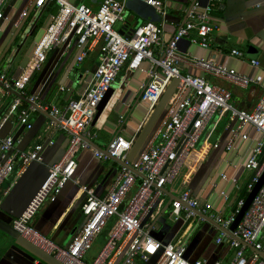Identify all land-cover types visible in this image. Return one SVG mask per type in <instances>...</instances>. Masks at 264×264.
Segmentation results:
<instances>
[{"label":"built area","instance_id":"1","mask_svg":"<svg viewBox=\"0 0 264 264\" xmlns=\"http://www.w3.org/2000/svg\"><path fill=\"white\" fill-rule=\"evenodd\" d=\"M23 2L24 0H15ZM131 0H102L96 10L84 3L68 0H27L19 13L14 27H20L29 9H41L48 4L57 6V14L42 36L35 43L32 56V71H39L46 62L47 53L60 44L68 48L72 42L81 49L76 59L79 64L88 51L97 48V63L90 82L77 98L67 104L56 106L37 102V96L28 94L26 87L30 77L21 75L11 79L0 72V108L11 92H16L28 102L24 104L15 96L0 117L2 128L12 119L26 131L32 129L30 114L37 111L48 113L51 125L66 131L69 144L63 159L48 167L46 180L32 198L25 211L12 221L14 231L28 243L49 254L62 264H135L148 263V245L155 229L157 211L163 206L166 188L177 178L184 163L196 148L202 132L216 114L228 116L234 121L229 128L226 150L233 149L237 141L248 140L246 128H251L260 139L251 149L244 163V169L253 173L247 189L252 191L264 175V84L262 77H250L213 59L197 58L189 53L180 55L182 41L208 49L213 41L215 27L211 24L213 3L219 0H190L185 9V20L168 40L164 39L167 18L166 0H139L153 8L159 22H144L133 27L132 32L122 36L115 26L125 27ZM10 0H0V20L4 19V7ZM128 34V35H127ZM229 55L241 58L243 53L231 49ZM144 62L149 63L147 82L140 86V101L148 111L161 101L172 85L173 91L167 102L166 116L161 128L141 151L137 159L129 160L132 141L122 136L114 137L105 148L106 153L94 149L88 141L95 138L91 125L96 111L126 66L139 70ZM186 62L201 75L182 74L180 64ZM250 65L259 67V61L250 59ZM208 78L220 80L247 89L259 86L262 94L251 108H239L232 102L229 90L211 83ZM63 90V89H62ZM119 123H122L120 118ZM14 136H0V188L16 170L22 173L31 163L40 160L43 144L17 149ZM48 141L46 145H52ZM217 147V145H214ZM77 150H91L99 160L116 158L122 164L113 185L103 197H97L93 190L82 186L84 194L80 214L84 221L73 236L68 248L56 245L50 238L41 235L29 225V220L47 200L53 202L68 182L74 178ZM134 171H132V170ZM135 192L131 194L132 189ZM244 201L239 200L234 211L222 216L212 211L208 204L200 203L189 190L175 196L169 204L168 217L174 221L206 222V217L217 224L219 232L215 244L227 243L233 250V259L228 263L185 259L186 249L176 242L157 246L160 252L153 264H264V179L250 205L242 212ZM242 212V213H241ZM239 224L232 229L237 215ZM113 221V222H112ZM107 238L95 259L86 263L84 257L98 235L110 224ZM150 242V244H149ZM251 249L246 254L247 249Z\"/></svg>","mask_w":264,"mask_h":264},{"label":"crops","instance_id":"2","mask_svg":"<svg viewBox=\"0 0 264 264\" xmlns=\"http://www.w3.org/2000/svg\"><path fill=\"white\" fill-rule=\"evenodd\" d=\"M25 1L10 0L4 7V19L0 20V60L5 63L0 72L15 79L21 75L30 77L26 90L28 94L37 96L41 104L63 106L69 99L77 98L90 82L91 75L97 63V48L87 52L79 64L76 62L81 49L72 44L66 48L64 44L47 53L46 62L39 71H32V56L35 43L42 36L50 15L43 26L37 29L36 23L45 17L53 4L41 9H29L22 20L26 25L14 27L19 13L25 6ZM75 3V0H68ZM84 3L95 9L97 6ZM168 3L167 18L164 27V39L172 37L175 30L185 20V9L191 4L190 0H166ZM211 24L215 27L213 41L208 49L182 41L179 53H189L197 58L213 59L231 67L250 77L261 76L264 84V0H219L212 5ZM128 10V9H127ZM48 22V23H47ZM146 22L128 10L126 29ZM125 25V26H126ZM22 26V27H21ZM123 25H116L119 31ZM35 32V33H34ZM34 33V34H33ZM32 37L29 47L24 49L28 38ZM231 49L243 53L241 58L229 55ZM23 56L19 58V52ZM18 60L16 67L12 63ZM250 59L259 61V67L250 65ZM149 63L144 62L139 70L132 71L126 66L121 70L110 90L99 105L91 125V132L95 138L91 140L92 147L105 150L107 144L116 136H122L132 141V148L128 154L130 159L136 158L148 143L154 141L156 133L161 128L166 116V99L148 111L146 104L140 101V86L147 82L146 72ZM182 74L201 75L198 70L186 62L180 64ZM232 94V102L239 108H251L262 94L259 86L241 89L226 82L208 78ZM63 89V90H62ZM16 95L6 96L0 108V117ZM24 104L26 103L23 101ZM120 118L122 123H119ZM32 129L26 131L18 125L15 118L6 124L0 133L1 137L8 134L14 136L17 149L43 144L44 150L40 160L31 163L22 173L16 170L5 180L0 188V264H62L49 254L37 249L21 238L12 228V221L20 216L32 198L39 191L48 173V167L60 162L69 144L70 136L64 130L54 128L50 119L41 112L30 114ZM235 122L228 116L214 115L202 132L196 148L184 163L177 178L171 186L166 188L163 206L157 213L155 229L151 233V243L148 245L150 261L135 264H153L160 247L168 242H176L185 247V259L189 262L207 260L210 263H228L233 259L234 250L227 244H215L219 229L208 222L182 220L174 221L168 216L169 196H176L184 190L202 204H208L212 211L222 216L231 214L237 202L244 201L242 212L250 205L252 198L263 182L260 179L256 186L249 191L247 185L253 173L244 169V163L256 142L260 139L251 128H246L248 140L237 141L230 151L226 150L229 128ZM52 141V145H46ZM160 141V140H155ZM217 145V147H214ZM77 163L74 178L76 183L68 182L56 200L45 201L29 220V225L41 235L50 238L56 245L68 248L73 236L79 231L84 218L80 214V206L84 194L82 186L92 189L97 197L105 196L110 190L122 164L116 160H99L91 150H77L74 154ZM136 187L131 191L132 195ZM241 212V213H242ZM237 215L232 229L240 220ZM169 221V222H168ZM107 238L106 228L98 235L92 247L84 257L86 263H91ZM251 249L246 250L249 254Z\"/></svg>","mask_w":264,"mask_h":264},{"label":"water","instance_id":"3","mask_svg":"<svg viewBox=\"0 0 264 264\" xmlns=\"http://www.w3.org/2000/svg\"><path fill=\"white\" fill-rule=\"evenodd\" d=\"M101 1L102 0H89L88 1V3H90L91 5H94V6H99L100 4H101ZM97 7L94 9V10H96L97 9ZM126 8L129 10V11H131V12H133L134 14H136L138 17H140V18H142L143 20H145V21H147V22H152V23H154V24H157L158 22H159V17L155 14V11L153 10V8H151L150 6H148V5H146L145 3H143L142 1H139V0H131V1H128L127 3H126ZM127 26L128 25H126L125 27H122L118 32H119V34L120 35H122V36H126L125 34H126V28H127ZM132 28H130V29H128V34L129 33H131L132 32ZM127 34V35H128ZM173 87H174V85H172L171 87H170V89L167 91V93L163 96V99L165 98L166 99V103L168 102V99H169V96L171 95V93H172V91H173ZM16 96H19L20 97V95L19 94H17L16 92H13ZM23 101H25V102H28L26 99H24L23 97H20ZM39 112H41L43 115H45L46 117H48L50 120H52V118L48 115V113H46V112H42V111H39ZM89 143H90V145H92V142L91 141H88ZM96 150H98V151H101V152H103V153H106V151L105 150H99V149H97V148H95ZM141 153V152H140ZM139 156V155H138ZM137 156V157H138ZM137 157L136 158H134V159H130L129 157V160H135V159H137ZM110 159H112V160H116V161H118V162H120L121 164H123L120 160H117L116 158H110ZM132 170V169H131ZM133 171V170H132ZM134 172V171H133ZM169 196V201H168V203H167V205L165 206V208H164V211L166 210V208H167V206L170 204V201L172 200V199H175V197L174 196H171L170 197V195H168ZM206 219V222H208V223H211V224H213V225H215L216 227L218 226L217 224H215L211 219H209V218H205ZM262 257L264 258V253H262Z\"/></svg>","mask_w":264,"mask_h":264},{"label":"rangeland","instance_id":"4","mask_svg":"<svg viewBox=\"0 0 264 264\" xmlns=\"http://www.w3.org/2000/svg\"><path fill=\"white\" fill-rule=\"evenodd\" d=\"M83 0H75V4H78L79 2H82ZM56 12H57V6L55 5V4H53L52 5V7H51V10L48 12V13H46V15H45V17L43 18V20H42V23H41V26H43L44 25V23L46 22V20L48 19V21H49V16L50 15H54V14H56ZM48 23V22H47ZM48 25V24H47ZM31 41H32V37H29L28 38V41H27V43H26V45L24 46V49H26L27 47H29V44L31 43ZM23 52H24V50L22 51V52H19L18 54H19V58L21 57V55L23 56ZM21 54V55H20ZM15 61L12 63V68H14V67H16V64H17V62H18V60H16V59H14ZM4 64L5 63H1V60H0V68H2V67H4ZM168 216H166V218H167ZM113 222V221H112ZM112 222L106 227V231H108V229L110 228V226H111V224H112ZM169 222V221H168ZM105 241H106V239H105ZM105 243V242H104ZM104 245V244H103ZM103 247V246H102Z\"/></svg>","mask_w":264,"mask_h":264},{"label":"trees","instance_id":"5","mask_svg":"<svg viewBox=\"0 0 264 264\" xmlns=\"http://www.w3.org/2000/svg\"><path fill=\"white\" fill-rule=\"evenodd\" d=\"M21 25H22V26L24 25V27H25V25H26L25 20L21 22ZM36 25H37L36 27H37V29H38V28L40 27V25H41V21L37 22ZM22 26H21V27H22ZM34 33H35V32H34ZM34 33H33V34H34Z\"/></svg>","mask_w":264,"mask_h":264}]
</instances>
